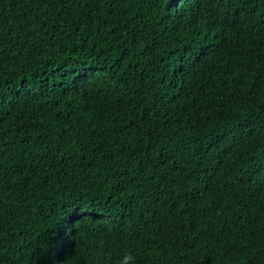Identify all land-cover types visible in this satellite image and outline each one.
<instances>
[{
	"label": "trees",
	"instance_id": "trees-1",
	"mask_svg": "<svg viewBox=\"0 0 264 264\" xmlns=\"http://www.w3.org/2000/svg\"><path fill=\"white\" fill-rule=\"evenodd\" d=\"M0 264H264V0H0Z\"/></svg>",
	"mask_w": 264,
	"mask_h": 264
},
{
	"label": "clouds",
	"instance_id": "clouds-1",
	"mask_svg": "<svg viewBox=\"0 0 264 264\" xmlns=\"http://www.w3.org/2000/svg\"><path fill=\"white\" fill-rule=\"evenodd\" d=\"M119 264H134V257L131 253H125L120 261Z\"/></svg>",
	"mask_w": 264,
	"mask_h": 264
},
{
	"label": "snow or ice",
	"instance_id": "snow-or-ice-1",
	"mask_svg": "<svg viewBox=\"0 0 264 264\" xmlns=\"http://www.w3.org/2000/svg\"><path fill=\"white\" fill-rule=\"evenodd\" d=\"M178 3H179V0H169V4H170L171 6H175V5L178 4ZM2 119H3V117L0 116V121H2Z\"/></svg>",
	"mask_w": 264,
	"mask_h": 264
}]
</instances>
